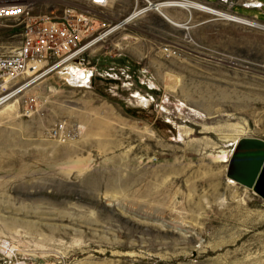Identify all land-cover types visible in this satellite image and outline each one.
<instances>
[{
	"label": "rangeland",
	"instance_id": "obj_1",
	"mask_svg": "<svg viewBox=\"0 0 264 264\" xmlns=\"http://www.w3.org/2000/svg\"><path fill=\"white\" fill-rule=\"evenodd\" d=\"M221 6L253 26L148 13L82 67L6 89L0 264H264V200L226 176L241 139L264 140V16ZM131 9L115 2L102 31ZM19 41L0 25V54Z\"/></svg>",
	"mask_w": 264,
	"mask_h": 264
},
{
	"label": "built area",
	"instance_id": "obj_2",
	"mask_svg": "<svg viewBox=\"0 0 264 264\" xmlns=\"http://www.w3.org/2000/svg\"><path fill=\"white\" fill-rule=\"evenodd\" d=\"M117 1L0 0V25L12 22L20 29L18 45L0 54V104L8 99L6 89L18 83L34 84L42 80L38 77L43 71L82 67L92 43L106 31H102L107 21L105 11ZM219 1L225 6L230 1L232 12L233 0ZM158 2L161 0H140L131 11ZM247 5L258 6L252 1ZM143 11L133 21L148 13ZM30 68L33 74L22 82Z\"/></svg>",
	"mask_w": 264,
	"mask_h": 264
},
{
	"label": "bare ground",
	"instance_id": "obj_3",
	"mask_svg": "<svg viewBox=\"0 0 264 264\" xmlns=\"http://www.w3.org/2000/svg\"><path fill=\"white\" fill-rule=\"evenodd\" d=\"M119 1V0H118ZM132 1V7H133V4H135V2H137V4L140 2V0H131ZM221 2V1H220ZM115 3V2H114ZM113 3V4H114ZM227 3L230 5V1H227ZM226 3V4H227ZM112 4V5H113ZM152 5H146L144 7H142L140 10H138V12H135L133 13V11H131V13L122 21V22H119L117 23L115 26H110L108 25V29L100 36L98 37L93 43H92V47H95L99 42H101L102 39L106 38L107 36L117 32V30L121 29V28H124L125 26L129 25L131 22H134L133 19L138 16L139 14L143 13L145 11H147L148 13H156L158 14L159 16H161L164 20H167L168 22L172 23V21L165 17V15H163V12H165L166 10L170 9V8H181V9H184V10H187L189 12L191 11H200V12H203V13H206V14H209V15H212V16H215V17H218V18H221L223 20H227L229 22H232V23H236V24H240V25H244V26H249V27H252L253 24L248 21V20H245V19H242V18H239V17H235V16H232V15H227L225 13H221L212 9L211 7L209 6H206V5H203V4H200V3H197V2H193V1H184V0H161V2H158L156 5H154L153 3H151ZM221 4L224 5V3L221 2ZM112 5L109 6L108 9L112 8ZM107 9V10H108ZM140 12V13H139ZM147 13V14H148ZM146 16L143 15V16H140L138 19H140L141 17H144ZM137 19V20H138ZM173 24V23H172ZM176 26V25H175ZM182 27V26H181ZM88 52V51H87ZM77 68V67H76ZM72 69V68H70ZM52 70H46V71H43L42 74H40V77H38V79H44ZM33 74V69L30 68L28 70V74L25 75L24 77H29ZM75 76V75H74ZM71 78H74L71 76ZM74 83H78V84H83V86L85 87H90V81H89V76L86 75V73H83L82 71L79 72V74L76 75V77L74 79H72ZM41 81V80H40ZM39 82V81H38ZM37 83V82H36ZM33 84V83H32ZM31 83L30 84H25L20 90L23 91L24 89L28 88L30 85H32ZM19 90V91H20ZM15 94L16 92L12 93V94H7L8 96V99L7 100H3L0 104V106L4 105L7 101H9L11 98H13V96L15 97ZM11 107V106H10ZM9 108V106H8ZM7 108V109H8ZM6 109V108H5ZM6 111V110H5ZM239 143V142H238ZM237 143V144H238ZM236 146V145H235ZM234 146V148H235ZM234 150V149H233ZM233 153V152H232ZM223 154V153H222ZM225 156V155H224ZM220 158V157H219ZM222 158V157H221ZM231 158V157H230ZM223 159V158H222ZM221 160V159H220ZM228 160V159H227ZM224 161V160H223ZM228 165V164H227ZM230 180V179H229ZM232 181V180H230ZM234 182V181H232ZM34 209L35 211H38L39 208H32ZM46 214V213H45ZM49 215H53V214H49ZM54 215H58L59 217L63 218L61 213H57V214H54ZM31 226V225H30ZM50 228V227H49ZM51 229V228H50ZM56 229V228H55ZM34 230V228H33ZM13 250V249H12ZM12 251L11 250H8V253L10 256V253Z\"/></svg>",
	"mask_w": 264,
	"mask_h": 264
},
{
	"label": "water",
	"instance_id": "obj_4",
	"mask_svg": "<svg viewBox=\"0 0 264 264\" xmlns=\"http://www.w3.org/2000/svg\"><path fill=\"white\" fill-rule=\"evenodd\" d=\"M226 176L264 200V140L241 139L228 162Z\"/></svg>",
	"mask_w": 264,
	"mask_h": 264
},
{
	"label": "crops",
	"instance_id": "obj_5",
	"mask_svg": "<svg viewBox=\"0 0 264 264\" xmlns=\"http://www.w3.org/2000/svg\"><path fill=\"white\" fill-rule=\"evenodd\" d=\"M184 1H187V0H184ZM203 1H204L203 3H206V5L208 4L209 6L210 5L221 6V3L219 0H209L211 2H208V0H203ZM249 1H252V3L258 4V6L256 7L248 6L247 2ZM236 9L251 12L253 16H256V15L264 16V0H233L232 10L235 11Z\"/></svg>",
	"mask_w": 264,
	"mask_h": 264
}]
</instances>
